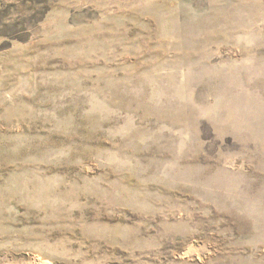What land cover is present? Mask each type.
<instances>
[{
	"label": "rangeland",
	"instance_id": "1",
	"mask_svg": "<svg viewBox=\"0 0 264 264\" xmlns=\"http://www.w3.org/2000/svg\"><path fill=\"white\" fill-rule=\"evenodd\" d=\"M0 264H264V0H0Z\"/></svg>",
	"mask_w": 264,
	"mask_h": 264
}]
</instances>
